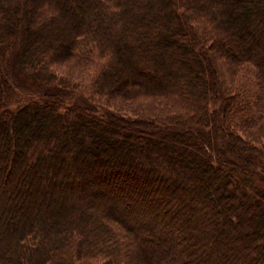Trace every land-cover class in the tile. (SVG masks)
<instances>
[{"label": "trees", "instance_id": "1", "mask_svg": "<svg viewBox=\"0 0 264 264\" xmlns=\"http://www.w3.org/2000/svg\"><path fill=\"white\" fill-rule=\"evenodd\" d=\"M7 49L0 264H264V0H0Z\"/></svg>", "mask_w": 264, "mask_h": 264}, {"label": "rangeland", "instance_id": "2", "mask_svg": "<svg viewBox=\"0 0 264 264\" xmlns=\"http://www.w3.org/2000/svg\"><path fill=\"white\" fill-rule=\"evenodd\" d=\"M13 53L14 52L12 51V49L0 51V61L2 63V67L7 72L8 77L13 87L12 88L13 94L11 95V98L8 102L9 108H15L17 106L23 105L27 101L32 100L34 97L44 98L43 94H45L44 89L40 87V85L37 86L39 87V89L37 87L35 88L36 85L32 79H28L26 75L21 73L19 70H16V69L14 70L12 68V66L10 65V60H11V56L13 55ZM57 70L60 76H65V78L71 81H79L80 76H81V72H79L76 68H75V71L72 70V68H70L68 65L57 67ZM226 71H227L226 69L225 70L222 69V72L225 74V76H226ZM219 74H220V70H219ZM241 75H242V72H241ZM241 75L240 77L239 76L236 77V81L238 82L239 85H241ZM16 80H18V82H16ZM88 86H89L88 83H84L80 85L79 89L82 93H86L89 95L90 93L88 90L89 89ZM72 95H73V100L71 101L68 98L65 102L66 104L76 103V102L81 101L78 94L74 92L72 93ZM148 107L150 106L146 103H123V104H120L118 107H115L114 109L123 114L133 115L135 114V112L138 114L139 113L142 114V112L146 110ZM216 139H218L217 136H216ZM218 142L219 140L217 141V143ZM116 196H117L116 198L120 200V202L123 201L125 208H136L138 207V204H140L139 202L128 200L125 196L122 197L121 194L119 195L120 196L119 197L118 194L116 193ZM124 197H125V200L122 199Z\"/></svg>", "mask_w": 264, "mask_h": 264}]
</instances>
